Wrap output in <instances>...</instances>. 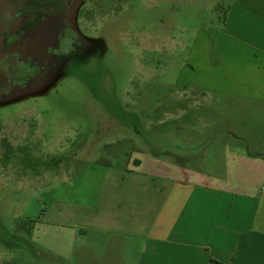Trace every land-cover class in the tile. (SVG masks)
<instances>
[{"label": "rangeland", "instance_id": "1", "mask_svg": "<svg viewBox=\"0 0 264 264\" xmlns=\"http://www.w3.org/2000/svg\"><path fill=\"white\" fill-rule=\"evenodd\" d=\"M64 1L0 37V264H62L40 224L62 178L140 148L184 156V143L194 154L216 142L201 129L216 106L175 81L226 0ZM25 2L0 0V32Z\"/></svg>", "mask_w": 264, "mask_h": 264}, {"label": "crops", "instance_id": "2", "mask_svg": "<svg viewBox=\"0 0 264 264\" xmlns=\"http://www.w3.org/2000/svg\"><path fill=\"white\" fill-rule=\"evenodd\" d=\"M220 17L175 81L216 106L201 125L216 142L62 178L40 219L62 264H264V0H226Z\"/></svg>", "mask_w": 264, "mask_h": 264}, {"label": "trees", "instance_id": "3", "mask_svg": "<svg viewBox=\"0 0 264 264\" xmlns=\"http://www.w3.org/2000/svg\"><path fill=\"white\" fill-rule=\"evenodd\" d=\"M67 6L68 4L65 3L64 0H26L19 12L10 20L7 27L0 32V37L5 36L10 32L12 24L20 16H31V18L21 27V29H26L34 22L40 20L43 15L61 13L67 10Z\"/></svg>", "mask_w": 264, "mask_h": 264}]
</instances>
